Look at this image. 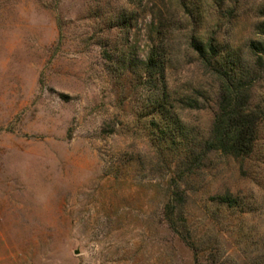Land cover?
<instances>
[{
	"label": "rangeland",
	"instance_id": "obj_1",
	"mask_svg": "<svg viewBox=\"0 0 264 264\" xmlns=\"http://www.w3.org/2000/svg\"><path fill=\"white\" fill-rule=\"evenodd\" d=\"M0 264H264V0H0Z\"/></svg>",
	"mask_w": 264,
	"mask_h": 264
},
{
	"label": "trees",
	"instance_id": "obj_2",
	"mask_svg": "<svg viewBox=\"0 0 264 264\" xmlns=\"http://www.w3.org/2000/svg\"><path fill=\"white\" fill-rule=\"evenodd\" d=\"M215 140L210 148L234 154L248 153L255 138V122L239 105L229 104L215 120Z\"/></svg>",
	"mask_w": 264,
	"mask_h": 264
}]
</instances>
